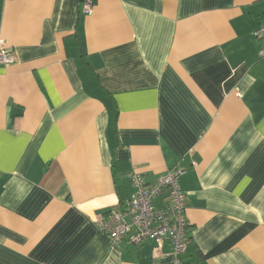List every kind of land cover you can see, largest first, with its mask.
<instances>
[{
    "label": "crops",
    "instance_id": "1",
    "mask_svg": "<svg viewBox=\"0 0 264 264\" xmlns=\"http://www.w3.org/2000/svg\"><path fill=\"white\" fill-rule=\"evenodd\" d=\"M92 4L0 0V264H171L96 221L177 165L183 264H264V0Z\"/></svg>",
    "mask_w": 264,
    "mask_h": 264
},
{
    "label": "built area",
    "instance_id": "2",
    "mask_svg": "<svg viewBox=\"0 0 264 264\" xmlns=\"http://www.w3.org/2000/svg\"><path fill=\"white\" fill-rule=\"evenodd\" d=\"M86 15L93 9L92 0H81ZM260 41L259 55L264 59V25L254 32ZM15 62V55L0 45V64ZM182 169L177 165L146 183L138 174L130 177L133 191L122 207L98 215L97 226L105 233L111 246L126 240L132 245L151 242L159 251L165 241L171 247V264H183L181 255L191 242L186 217V194L179 185Z\"/></svg>",
    "mask_w": 264,
    "mask_h": 264
}]
</instances>
